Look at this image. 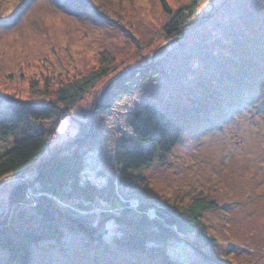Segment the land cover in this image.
Listing matches in <instances>:
<instances>
[{
  "label": "rangeland",
  "instance_id": "374dc122",
  "mask_svg": "<svg viewBox=\"0 0 264 264\" xmlns=\"http://www.w3.org/2000/svg\"><path fill=\"white\" fill-rule=\"evenodd\" d=\"M191 1L167 0L172 8ZM195 4L208 14L205 21L183 41L169 42L161 0H0V95L49 99L54 92L45 89L109 66L61 123L56 146L79 131L115 73L160 60L158 78L136 92L175 120L182 135L166 159L142 169L148 185L140 192L178 208L196 196L213 200L201 229L215 240L205 250L221 264H264V0ZM17 182H0V214L11 209ZM111 229L106 242L67 231L60 241L36 244L32 264H219L200 258L194 233L152 258L108 242ZM0 264H8L1 247Z\"/></svg>",
  "mask_w": 264,
  "mask_h": 264
},
{
  "label": "trees",
  "instance_id": "16d2710c",
  "mask_svg": "<svg viewBox=\"0 0 264 264\" xmlns=\"http://www.w3.org/2000/svg\"><path fill=\"white\" fill-rule=\"evenodd\" d=\"M195 2L172 8L161 0L169 18L162 33L169 42L183 41L205 21L208 14H201ZM159 62L154 58L115 73L94 96L79 131L56 146L61 123L84 93L109 75V66L45 89L54 92L49 99L0 95V182L19 178L10 211L0 214V247L8 264H32L36 244L60 241L67 231L106 242L110 226L108 242L152 258L168 255L171 242L194 233L200 258L223 262L204 248L215 240L201 229L203 212L216 204L213 200L196 196L178 208L140 192L148 185L142 169L166 159L182 135L175 120L136 92L140 83L158 78Z\"/></svg>",
  "mask_w": 264,
  "mask_h": 264
}]
</instances>
